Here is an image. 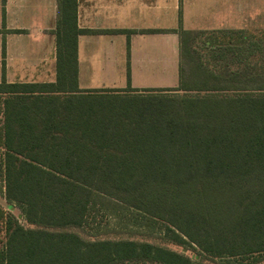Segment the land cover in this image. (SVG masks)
Wrapping results in <instances>:
<instances>
[{"label": "trees", "instance_id": "obj_1", "mask_svg": "<svg viewBox=\"0 0 264 264\" xmlns=\"http://www.w3.org/2000/svg\"><path fill=\"white\" fill-rule=\"evenodd\" d=\"M81 32L76 0H58L54 83L0 81L5 199L35 227L8 217L0 264H204L148 242L66 231L84 226L93 193L160 223L165 240L203 260L262 264L264 72L224 80L201 71L190 86L179 66L171 89L79 90ZM175 89L197 95L119 94Z\"/></svg>", "mask_w": 264, "mask_h": 264}, {"label": "crops", "instance_id": "obj_2", "mask_svg": "<svg viewBox=\"0 0 264 264\" xmlns=\"http://www.w3.org/2000/svg\"><path fill=\"white\" fill-rule=\"evenodd\" d=\"M209 2L76 0L78 89L177 87L186 12ZM57 20L58 0H0V81L54 83Z\"/></svg>", "mask_w": 264, "mask_h": 264}, {"label": "rangeland", "instance_id": "obj_3", "mask_svg": "<svg viewBox=\"0 0 264 264\" xmlns=\"http://www.w3.org/2000/svg\"><path fill=\"white\" fill-rule=\"evenodd\" d=\"M263 1L210 0L209 4L205 6L206 8L202 10H187V22L184 27L187 35L182 36L180 41V67L182 77L188 85L194 86L200 81L201 71L216 74L224 80L231 79V73H238V78L242 80L263 74ZM235 35L243 36L244 42L233 43ZM230 36L233 37L230 38ZM242 80L238 81L237 84ZM229 84L232 87L236 86L233 81ZM184 93L186 95H197V92L194 91L184 92L178 89L154 93L122 91L119 94L123 97L148 95L176 97ZM117 103L124 102L117 101ZM1 125L0 98V133ZM3 154L4 151L0 146V252L5 243V226L8 217L17 219L24 228H35L24 220L15 205L10 207L7 204L4 187ZM87 210L84 226L69 228L66 231L78 235L85 241L104 239L148 242L184 254L194 261L199 259L204 264H217V261L203 260L201 255H198L197 250L187 246H178L165 240L163 226L160 223L148 219L112 199L93 193ZM261 256H257V258L259 257L258 260L260 259L261 263L264 264V254Z\"/></svg>", "mask_w": 264, "mask_h": 264}]
</instances>
